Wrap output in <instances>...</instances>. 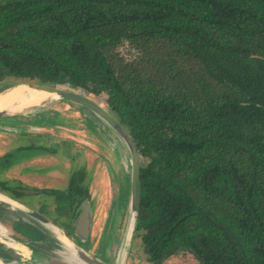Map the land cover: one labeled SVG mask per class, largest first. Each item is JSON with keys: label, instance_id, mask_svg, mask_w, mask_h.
Returning a JSON list of instances; mask_svg holds the SVG:
<instances>
[{"label": "trees", "instance_id": "1", "mask_svg": "<svg viewBox=\"0 0 264 264\" xmlns=\"http://www.w3.org/2000/svg\"><path fill=\"white\" fill-rule=\"evenodd\" d=\"M21 83L80 90L128 132L149 264H264V0H0V84Z\"/></svg>", "mask_w": 264, "mask_h": 264}, {"label": "rangeland", "instance_id": "2", "mask_svg": "<svg viewBox=\"0 0 264 264\" xmlns=\"http://www.w3.org/2000/svg\"><path fill=\"white\" fill-rule=\"evenodd\" d=\"M3 91L5 87L0 84V92ZM17 115L20 119L18 123H6V119L17 118L14 117ZM4 121L7 125L3 124ZM7 150L18 156L19 161L11 167H0V180L10 178L15 181L11 185L0 183L2 190L12 191L11 186L26 191L35 189L26 182L36 180L32 179L30 173L35 171L36 174H45L42 180L45 188L63 191L67 190L68 179L73 171L83 172V182H87V186L92 183L91 192L94 193V224L90 233L92 248L87 252L107 263H113L120 253L128 220L129 157L124 146L106 125L89 109L75 102L50 100L13 117H0V155H4ZM28 158H34L35 161ZM18 171L25 173L24 178H18ZM43 197L47 200L48 195ZM63 201L66 203L68 199L63 198ZM42 208L43 205L39 207L40 210ZM18 229L24 237L29 235V232ZM5 231L9 235L10 231ZM53 234L61 239L58 233ZM51 239L53 242L46 241L41 245L40 252L38 250L33 252L35 255L20 258V264H92L87 256H73L61 250L54 238ZM80 244L88 247L87 240ZM125 264H149L138 239L134 238ZM162 264H196V260L191 255H177L169 257Z\"/></svg>", "mask_w": 264, "mask_h": 264}, {"label": "water", "instance_id": "3", "mask_svg": "<svg viewBox=\"0 0 264 264\" xmlns=\"http://www.w3.org/2000/svg\"><path fill=\"white\" fill-rule=\"evenodd\" d=\"M16 85H25L28 88L35 90H44L47 92H52L56 94V98L52 100H68L71 102H75L91 111L95 116H97L106 127L117 137V139L124 146L129 161V204H128V220L125 228V233L123 237L122 246L120 249V253L118 257L115 258V261L111 264H125L128 254L131 249L132 242L135 237V232L137 228L138 216H139V208H140V183H139V170H140V159L133 143L130 138L128 132L120 125V123L103 107L101 103H98L89 97H87L83 92L80 91H67L61 88H55L50 86L38 85V84H30V83H21ZM16 85H13L5 90H8ZM44 103V102H43ZM42 104V103H41ZM39 104V105H41ZM16 106V104L14 105ZM38 106V105H35ZM30 108V107H29ZM28 109V108H27ZM26 110V109H25ZM24 111V109L22 110ZM22 111H12V110H3L0 111V117H11L17 113H21ZM0 203L8 205L12 208H16L17 210L24 213L26 216L33 218L43 227L49 229L52 233H58L64 242H69L72 244L73 248L72 255H84L90 258L92 264H110L106 261H103L101 258H97L93 255L88 254L87 250H85L80 245L76 244L59 226L51 222L49 219L38 213L37 211L31 209L27 205L18 202L6 195L0 193ZM91 218L92 214L90 211L89 203L87 201L82 202L81 204V212L74 220V230L73 235L78 239L80 243H84L90 236V227H91ZM0 236L5 237L10 242L18 247H22L21 243L16 241L15 239L9 237L5 230L1 232ZM64 237V238H63ZM25 250V249H24ZM28 254L29 251L25 250ZM56 262L55 260H53ZM1 264H20L15 261H9L6 263L5 261L0 260ZM57 264H67L64 262H56Z\"/></svg>", "mask_w": 264, "mask_h": 264}, {"label": "flooded vegetation", "instance_id": "4", "mask_svg": "<svg viewBox=\"0 0 264 264\" xmlns=\"http://www.w3.org/2000/svg\"><path fill=\"white\" fill-rule=\"evenodd\" d=\"M18 119L19 118H14V119L8 118V119H6L8 121H6V120L5 121L7 124H10V123L15 124V123H18L20 121V119L19 120ZM5 121L3 124H5ZM7 124H5V125H7ZM59 137H57V139H59ZM16 157H18V156L12 155V153H9V150H7V152H5L4 155H0V163L5 162L2 165H0V167L1 166H7V165H10V167L13 166L15 163H17L19 161V157L18 158H16ZM9 158H11V159H9ZM28 159H30V158H28ZM30 161H35V160H34V158H31ZM22 166H23V164H22ZM30 173L33 176L32 179L36 178V180H32V181L27 180L26 181V182H29L35 188V189H31L30 197L21 196L20 193H22L23 190L22 189L20 190L19 188H14V186H11V189H13L12 191H6V190L0 189V193L8 196L14 200H21L23 202L25 201L26 203H30L31 207L30 206L29 207L31 209L37 211L38 213H40L41 215H43L44 217L49 219L51 222H53L54 224L59 226L76 244L80 245L85 250L89 251L92 248V244L90 242V236L87 239L88 247H86L84 244H80L73 237L72 231L74 230V220L77 218V216L81 212V204H82V202L87 201L89 203L90 211L92 214L91 227H90V233H91V229L93 228V224H94V219H93L94 218V207L92 208V205L94 206V203H92L94 193L92 194V192H91L92 183H90V185L87 186L86 185L87 182H85V183L83 182V175H84L83 172H81V170L79 172L73 171L71 177L68 179L67 189H68V187H70V188L72 187L71 188L72 190H69V191L79 201H77L75 203L73 202L72 205L69 206V209H67V208L64 209V208L57 207L56 200L54 199L55 194L52 193L53 190L52 189L49 190V189L45 188L44 184H42V183H44L42 180H43V178H45V174H36L35 171H33V172L30 171ZM16 174L18 175V178H24L23 174H25V173H21L18 171ZM2 182H4V184H7V185H11V183H15V181L11 180L10 178L0 180V183H2ZM74 184H76V185H74ZM45 195H48L49 199L47 198V200H46L45 197L41 198L42 196H45ZM32 201H35V203L33 202L34 204H31ZM1 205L3 207L10 208L9 206L3 205L0 203V206ZM42 205H43V208L41 210H43V211H41L39 209V207H41ZM29 222L32 223L31 225L36 231L42 233L43 238H41L40 240H36V239L31 238V239H25L22 241H18L15 239L16 241L23 244L32 253L33 252L36 253L35 251H38V250H39L38 252H40L42 244H44L46 241L53 242V241H51L52 240L51 238H54L55 243L58 242L57 246L61 250L65 251V249L61 246V243L59 242V240L54 236V234L51 231H48L45 227L40 225L33 218L29 217ZM8 234H9V237H11L10 233H8ZM55 243H54V245H55ZM0 244L4 245L6 248L12 250L9 246L5 245L1 240H0ZM11 258H13V256L9 252H6V253L4 252V253L0 254V260L5 261L6 263H9V261H10L9 259H11Z\"/></svg>", "mask_w": 264, "mask_h": 264}, {"label": "bare ground", "instance_id": "5", "mask_svg": "<svg viewBox=\"0 0 264 264\" xmlns=\"http://www.w3.org/2000/svg\"><path fill=\"white\" fill-rule=\"evenodd\" d=\"M55 98H56L55 93L47 92L44 90H35V89L33 90L25 85H16L8 90L0 92V111L7 109L12 111L14 110L22 111L23 109L25 110L29 107L39 105L43 102H47ZM15 104L16 106H14ZM0 230L1 232H4V228L1 225H0ZM64 239L63 240L59 239V242L61 243V246L65 249V251H68L72 255L73 252L71 249L73 248V246L71 243L67 241L64 242ZM0 240L5 245L9 246L12 250H14L17 254L21 256L28 255V253L25 251L27 250L25 246L22 245V247L20 248L18 247V245L13 244L8 239L2 236H0Z\"/></svg>", "mask_w": 264, "mask_h": 264}, {"label": "crops", "instance_id": "6", "mask_svg": "<svg viewBox=\"0 0 264 264\" xmlns=\"http://www.w3.org/2000/svg\"><path fill=\"white\" fill-rule=\"evenodd\" d=\"M28 192V193H27ZM22 193H25V194H28V195H30V191H26V190H23L22 191ZM25 194H21L20 193V195L21 196H23V195H25ZM30 197V196H29ZM32 197V196H31ZM16 201H18V202H21V203H23V204H25V205H27L28 207L30 206V203H26L25 201L23 202V201H21V200H16ZM2 204V203H1ZM3 205H5V204H3ZM8 206V205H7ZM10 207V206H9ZM31 207V206H30ZM3 209L6 211V210H9V211H11V213H15L16 215H17V218L19 217V219L21 220V221H23V222H27V223H29L30 225L32 224V223H30L29 222V217L28 216H26L24 213H22L21 211H19V210H17L16 208H12V207H10V208H6V207H3L2 205L0 206V210H2L3 211ZM32 226V225H31ZM9 236V235H8ZM21 245H23V244H21ZM24 246V245H23ZM27 248V247H26ZM0 254L1 253H4V248L2 249L1 248V246H0ZM27 250L29 251V254L27 255V256H21V255H19V254H17L14 250H10V251H8L12 256H13V258H11V259H9L10 261H15V262H18V263H20L19 261V259L20 258H22V257H26V258H28L30 255H35V254H33L28 248H27Z\"/></svg>", "mask_w": 264, "mask_h": 264}]
</instances>
